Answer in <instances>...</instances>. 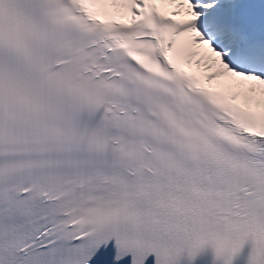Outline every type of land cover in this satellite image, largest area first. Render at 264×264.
Returning <instances> with one entry per match:
<instances>
[{
    "label": "snow or ice",
    "instance_id": "obj_1",
    "mask_svg": "<svg viewBox=\"0 0 264 264\" xmlns=\"http://www.w3.org/2000/svg\"><path fill=\"white\" fill-rule=\"evenodd\" d=\"M0 264H264V0H0Z\"/></svg>",
    "mask_w": 264,
    "mask_h": 264
}]
</instances>
